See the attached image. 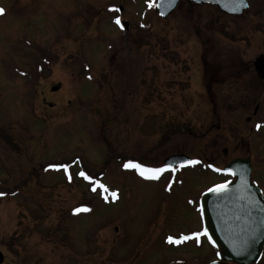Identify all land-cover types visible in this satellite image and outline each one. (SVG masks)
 Instances as JSON below:
<instances>
[{"label":"rangeland","instance_id":"obj_1","mask_svg":"<svg viewBox=\"0 0 264 264\" xmlns=\"http://www.w3.org/2000/svg\"><path fill=\"white\" fill-rule=\"evenodd\" d=\"M188 1L162 19L156 0H0L5 264H104L126 252L214 258L205 239L201 253L180 240L199 226L195 196L220 180L208 160L249 156L264 182V80L253 68L264 55V0H248L239 17ZM21 37L53 43L55 65L38 87ZM257 106L260 133L247 121ZM180 153L201 164L169 192L171 176L153 183L125 167L163 168Z\"/></svg>","mask_w":264,"mask_h":264},{"label":"water","instance_id":"obj_2","mask_svg":"<svg viewBox=\"0 0 264 264\" xmlns=\"http://www.w3.org/2000/svg\"><path fill=\"white\" fill-rule=\"evenodd\" d=\"M181 0H157L156 9L160 18H167ZM191 5L217 7L222 13L242 16L250 7L247 0H189ZM128 30L129 24L122 23ZM254 67L264 79V55L258 57ZM54 87L53 91H57ZM191 158L185 154L172 155L165 159L168 169L186 167ZM225 172L235 180L227 182L223 190L205 192L200 200L204 234L209 243L219 252V261L210 264H258L264 252V194L252 181L250 158L236 159ZM219 186V185H218ZM217 186L211 188L214 189ZM4 261L0 252V264Z\"/></svg>","mask_w":264,"mask_h":264},{"label":"flooded vegetation","instance_id":"obj_3","mask_svg":"<svg viewBox=\"0 0 264 264\" xmlns=\"http://www.w3.org/2000/svg\"><path fill=\"white\" fill-rule=\"evenodd\" d=\"M190 3V1H188ZM191 4V3H190ZM191 6H197L196 4L195 5H191ZM121 12L123 11V9H119ZM123 16V14H122ZM230 17H238V16H230ZM121 23L122 22H127L129 24L128 21H123V20H120ZM115 25H118L117 23ZM120 27H121V24H119ZM130 31V24H129V28L127 31L125 32H129ZM54 36V35H53ZM52 36V37H53ZM52 37H49L52 38ZM48 39V40H49ZM47 40V41H48ZM19 42H23L26 44V48L30 49V51L32 52L30 57H31V61L29 62V67L30 70H31V78L29 80H32L31 83L33 84V86H39L41 84V82L43 81V71L44 70H50L52 72L53 70V65H55V49L54 47L52 46V44L50 43L48 45V47H42L41 45L38 44V42H33L32 40L28 39V38H19ZM127 43V41H126ZM255 62V61H254ZM253 68L255 70V67H254V64H253ZM255 73L257 74L256 70H255ZM45 75V74H44ZM257 76L259 77V75L257 74ZM260 78V77H259ZM45 79H47V77H45ZM261 79V78H260ZM28 80V81H29ZM50 80V79H48ZM262 80V79H261ZM264 80V79H263ZM48 85L51 87V91L53 92V88L54 87H58V90L56 91V93L60 90V86L59 85H56L53 80L51 81H48L47 82ZM55 93V92H53ZM36 95V94H35ZM260 106H257L253 112V116L252 117H248L247 118V121L248 123L254 121V127L251 128V132L253 131H256L258 133H260V129L262 127V124L261 122H257L256 118H257V115L258 114V109H259ZM182 154V153H180ZM223 154H227V150L225 149L223 151ZM172 155H178V154H172ZM170 155V156H172ZM246 158H250L249 156H246V157H235L233 159H231L228 163V165L236 160V159H246ZM192 159V158H191ZM131 162H134V163H140L142 166L144 165L141 161H137V160H131ZM192 162V160H191ZM251 162V160H250ZM201 164V162H196L194 161V163H190L189 166L183 168V167H174L172 169H165L164 165H163V168L158 166L156 168H161L163 169V171L161 173H159V178L158 179H147L149 180L150 182L152 181L153 183L154 182H158L160 179L163 178V176H171V181L169 184L167 185H164L163 188L166 189V192H169L170 191V187L172 184H174L178 179L180 181H185L186 180V177L184 175V173L189 170L191 167L194 168L195 165H198V164ZM208 166L210 167V169L213 171V173L216 174V177L219 178L220 180H218L214 185H212L211 187L207 188L205 191L201 192L200 193V197L198 196H195V210L197 212V215L200 219L199 221V226L197 228V226L195 227L194 229V234L192 235H186V236H183L182 239L180 240V245H189L190 243L193 245V247L195 248L194 250L195 251H199L201 253V249H202V246H203V243H202V239H204V236H203V221H202V217H201V212H200V200H201V197L202 195L204 194V192H206L208 189L214 187V186H218V185H222L224 183H227V182H231V181H234L235 178L227 173H225L224 169L228 166V165H225L223 167H219V166H215L214 164V160H208ZM251 166H252V181H254L258 186L259 188L263 191V194H264V182L259 180L257 177L254 178V169H253V165H252V162H251ZM129 170H132L131 168H128ZM144 178V177H143ZM116 232H118V238L117 240L121 237H120V232L116 229ZM199 234V235H197ZM185 237H188L187 239H185ZM122 241V239H121ZM119 242V244L121 246L124 245L123 242ZM183 241V242H182ZM185 247V246H184ZM211 247V246H209ZM211 249L213 250L214 252V258L211 259V260H208L207 262H203L202 261V257L200 255H196L194 257H191V258H188L186 255H183V254H152V255H148L145 259L143 256H141L140 254H136V253H124L123 255H120L119 259L116 257L115 260H112L110 263H104V264H209V263H212V262H216L218 260V255H219V252L211 247ZM118 251H120L119 249H117ZM0 252L3 254V257H4V261L2 264H5L6 263V260H7V257L6 255L3 253V251L0 249ZM262 260H264V256L262 258ZM262 260L258 263L260 264L262 262Z\"/></svg>","mask_w":264,"mask_h":264},{"label":"snow or ice","instance_id":"obj_4","mask_svg":"<svg viewBox=\"0 0 264 264\" xmlns=\"http://www.w3.org/2000/svg\"><path fill=\"white\" fill-rule=\"evenodd\" d=\"M241 2H243V0H241ZM3 11H4V9L0 8V14H2ZM115 22L118 25L121 24V21L119 18H116ZM190 163H194V162H190ZM125 167L137 170L139 172V174L146 179H158L159 178L158 174L163 171V169H161V168H148V167L142 166L140 163H134L131 161H129L127 164H125ZM81 175H84V174L81 173ZM86 178H89V177H86ZM101 187L103 188L104 186L101 185ZM225 187H226V185H219L214 189H210V191H220V190H223ZM0 195H2V193H0ZM112 195L115 197L116 194L112 193ZM76 211H80V209H77ZM197 235H199V234H197ZM187 238L188 237H185V239H187ZM168 239H169V242H173L172 237H169ZM176 242L178 243L179 241H176Z\"/></svg>","mask_w":264,"mask_h":264}]
</instances>
